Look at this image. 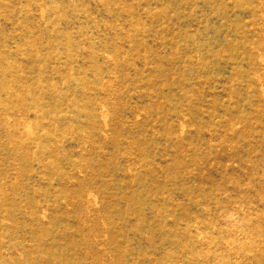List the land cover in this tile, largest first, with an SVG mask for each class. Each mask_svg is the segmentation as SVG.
Returning a JSON list of instances; mask_svg holds the SVG:
<instances>
[{
  "label": "rangeland",
  "instance_id": "rangeland-1",
  "mask_svg": "<svg viewBox=\"0 0 264 264\" xmlns=\"http://www.w3.org/2000/svg\"><path fill=\"white\" fill-rule=\"evenodd\" d=\"M0 264H264V0H0Z\"/></svg>",
  "mask_w": 264,
  "mask_h": 264
}]
</instances>
